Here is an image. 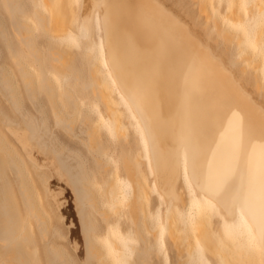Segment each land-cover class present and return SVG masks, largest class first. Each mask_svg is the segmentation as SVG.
<instances>
[{
    "label": "bare ground",
    "instance_id": "1",
    "mask_svg": "<svg viewBox=\"0 0 264 264\" xmlns=\"http://www.w3.org/2000/svg\"><path fill=\"white\" fill-rule=\"evenodd\" d=\"M32 1L35 7H46L49 16L40 8H33L32 14L18 0H0V42L8 61H0V264L151 261L149 245L157 243L164 231L163 222L157 221L156 228L148 226L150 190L139 166L141 158L135 157L133 166L127 164L133 182L127 188L105 168L111 164L106 161L110 154L101 146V133L110 122L119 135L125 130L124 109L115 107L110 96V76L125 109L138 120L155 188L168 204L164 227L177 264H264V108L231 71L239 57L227 56L226 65L225 48L220 57L215 56L209 42L160 0H89L86 8L80 0L79 12L76 0ZM229 2L226 16L231 23L225 26L218 15L208 14L209 8L207 16L216 30L237 40L239 47L242 44L240 49L246 45L243 33L250 34L257 46L254 52L248 49L251 56L256 51V57L262 58L260 64L245 54L250 55L245 48L240 58L256 63L252 82L263 90L264 0ZM207 3L210 0L201 1V10L206 11ZM17 13L31 17L36 28L56 34L33 33V23H24ZM95 15L103 44L96 54L90 41L92 48L84 53L88 78L94 82L90 92L72 65L70 48L79 47V37L90 38ZM77 18L79 27L74 23ZM211 32L201 25L208 40ZM2 53L0 49V59ZM41 94H46L48 108ZM90 98L103 104L105 115L84 110ZM22 124L25 134L17 128ZM52 127L68 133V139L58 130L59 138ZM71 139L78 149L68 144ZM16 142L27 151L25 155ZM29 143L50 155L60 174L68 176L77 202L84 242L79 252L84 248V258H74L67 249V235L55 219L61 221L64 215L54 213L50 177ZM95 166L109 174L101 188L91 172ZM182 187L189 188L191 199L185 201ZM121 208H127L130 227L118 214ZM230 216L235 217L233 225L227 223ZM179 224L192 232L184 235L187 230L181 225L184 230H179ZM187 237L194 238L193 244ZM181 238L189 244L184 247Z\"/></svg>",
    "mask_w": 264,
    "mask_h": 264
},
{
    "label": "rangeland",
    "instance_id": "2",
    "mask_svg": "<svg viewBox=\"0 0 264 264\" xmlns=\"http://www.w3.org/2000/svg\"><path fill=\"white\" fill-rule=\"evenodd\" d=\"M20 2V4L26 3V5L24 6V9L26 8V10H29L32 14L34 9L33 8H40V12L43 13L45 16L47 14L46 17L49 16V11L46 7L39 5L37 7L34 6V3L32 0H24V2L22 0H18ZM27 1V2H26ZM32 1V2H31ZM168 9H170L171 11H173L174 14H176L181 20H183L184 22H186L189 27L193 30V31H197V34L199 36H201V38L205 41L207 40L209 42V45L211 47L212 53L217 56L220 57L221 53H222V48H225V50L228 52L227 55L223 54L224 60L227 62L228 64L229 59L228 57L231 58H238L235 59L236 60V66L234 68L231 69V71L234 74V77L237 81H239V83H241V85L243 86V88L246 90L247 93H249L252 98L264 108V89L260 90L258 87L253 85V74L254 71L256 72V66H254V63L251 64L245 60H242L240 57H242V55H247V56H251V52L250 50L252 49V51L256 48V43L253 41L252 37L250 36L249 33H242L238 32L237 35L241 34L242 40L244 41V45L243 48H245L244 50H249L248 53H250V55H248L247 53L240 55V49L242 47H239L240 45H238L237 40L232 39L231 38H226V36L223 33H220L218 30H216V25L215 22L212 20V17L207 16L208 14H215L218 15L220 21L226 26L227 24L231 23L228 21L227 16H226V11L228 10L229 7V1L230 0H210V4L208 5V7H206V11L205 10H201V6L200 3L202 0H160ZM30 2V3H29ZM252 2V3H251ZM249 2V5L251 8L253 1ZM28 3V5H27ZM76 9L79 12V7L78 5L80 4V0H76ZM84 4H85V8L89 5V0H84ZM205 5V6H207ZM254 7V6H253ZM252 7V9H253ZM28 8V9H27ZM209 8V11H208ZM240 9V8H239ZM43 10V11H42ZM86 10V9H85ZM4 11V10H2ZM208 11V12H207ZM207 12V13H206ZM240 13H241V9H240ZM20 14V15H19ZM83 14V8L81 9V12L77 15V17H80V15ZM243 14V11L241 13V15ZM18 17L22 18L24 17V15H22L21 13H17ZM43 15V16H44ZM5 16V15H4ZM25 18V19H24ZM24 18H22L23 22L26 24H31L33 23V27L34 30L32 31L33 33H40L42 35H46V36H52L54 34H56V32H47L44 31V29H40V28H36L35 25V21H33V19L31 17L25 16ZM4 22L6 24H9V22L7 21V17H4ZM31 19V22L29 20ZM21 20V21H22ZM29 21L30 23L26 22ZM93 20V33L91 34L90 38L89 37H79V47H72L70 48V60L72 61V65L74 68H76L78 71H80L83 79L86 80V82L89 84V89L88 91H92L93 90V80L88 78V74H87V69H86V62H85V56L84 53H86L88 48H92V46H88V44L90 43V41H92L93 43V49H95V53L98 54L102 44H103V35L101 32V28L99 27V21L97 19V16L95 15V17L92 18ZM246 20L251 21V12L250 15L247 14V18ZM80 18L78 19H74V23L76 24L77 27L80 26ZM30 28H33L31 27ZM201 25H207V27L212 31L211 32V38L210 40H208L204 33H201ZM228 27V26H227ZM215 28V30H214ZM31 31L30 29L28 31H26L27 33ZM44 31V32H43ZM217 32V33H216ZM235 34V33H234ZM240 39L241 42V38L240 36H237ZM213 38V39H212ZM215 38V39H214ZM13 40L15 42L18 43V40L16 39V37H14L13 35ZM214 40V41H213ZM55 41V39H54ZM251 47V48H250ZM247 48V49H246ZM249 48V49H248ZM0 49L2 50V57L6 56V51L5 48L3 47V45L0 42ZM243 50V53H244ZM254 52V51H253ZM255 56L254 53H252L251 57H256L257 52L255 51ZM4 54V55H3ZM240 55V56H239ZM258 56V55H257ZM0 59L1 62H5L7 63V59L5 58ZM260 59H262L259 56ZM258 57H256L254 59V61H258L260 60ZM26 62H28L31 66H32V61L26 57V59H24ZM239 60V61H238ZM232 62V61H231ZM245 62V64H243ZM247 63V64H246ZM241 64V65H240ZM243 64V65H242ZM253 67H251L250 66ZM258 64H260V62L258 61ZM257 64V65H258ZM249 65V66H247ZM245 66V67H244ZM238 68V69H237ZM243 69V70H242ZM253 69V71H252ZM258 71H259V66H258ZM240 70L242 72H240ZM257 71V73H258ZM67 74L72 75L73 72L67 70L66 71ZM252 73V75H251ZM242 75L244 77H242ZM248 78V79H246ZM252 78V79H251ZM109 84L112 88V92L110 93V96L112 98V100L115 102V107H117L119 110L123 111V123L125 124V130L124 132L119 135L118 130L115 128L114 124L112 122H110V125L108 126L107 129H105L102 133H101V146L103 148L106 149L107 155L110 154V156L108 157V159L106 161H109L111 164L105 168H108V171H110L111 173H115L116 177H117V181L125 188L129 187V186H133V182L131 181V179L129 178V176L126 173V167L127 164H130L131 166H133L134 162L136 161L137 156H139L141 158L140 162H139V166L140 169L144 175V180L146 181L149 190H150V197L147 199V222L149 223L148 226H151L153 228L158 227V223H156L157 221L159 222H163L161 225V229L163 228V231L161 233V238L159 240H157V243H151L149 246L151 247L150 249V255H148V258L151 260L150 262H148V264H177L178 260L176 261V251L173 248V245L171 243V240L169 238V234H168V230L166 231L164 224H165V217H164V213L166 208L168 207L167 202L164 200V198H161L160 193L158 190H156L155 188V180L153 178V174L151 171V166L148 162L149 157L146 154V150H145V145H144V140H143V135L142 132L140 131L139 127H138V120H136V117L134 115L131 114V112L129 110L125 109V105L122 102V100L120 99V94L117 90L116 85H114V80L112 79V77H109ZM248 80V82H247ZM250 81V82H249ZM258 88V89H257ZM46 95V94H44ZM43 94H41V98L42 101L44 103V105L48 108V100L44 97ZM89 101L91 102V104H89L88 106L83 107L84 110L85 109H91L92 111L95 112L96 114H98V117H101L102 115H105V111H104V106L103 104L98 100V99H94L90 98ZM85 104V100H82V105ZM94 104V105H93ZM91 105V106H90ZM90 107V108H89ZM30 109L32 111V113L37 117V114L34 110V108L32 106H30ZM92 112V113H93ZM127 115V117H126ZM51 121H53V119H50ZM22 134L26 133V130H24V126L19 125L17 127ZM52 129L55 131L56 134H58V137L60 138V133H62L64 135V137L66 138L68 135V133H65V131L61 130V128H58L59 131H61L59 133V131L55 128L52 127ZM63 129V128H62ZM68 139V137L66 138ZM75 141L71 139V141H68V144H70L73 148L78 149L79 147L77 146L76 143H74ZM16 145L18 147V149L25 155L27 153V151L25 149L22 148V146L16 142ZM28 145V144H27ZM30 147H33L36 151L38 155V161L41 162L40 164L44 165V171L45 173H47L49 178V187H51L50 192H51V201H52V206L54 209V213H58L64 215V217H62L61 221H59L58 218L56 222H58L57 224L59 225V227L62 229V231L67 235V239L65 240V243L67 244V249L69 250V252L72 254V256L74 258H84L85 256V250L83 248L82 253L79 252L80 246H84V242H83V235H82V231H81V223L79 222V218L77 215V202L75 200V194L72 191L71 188V184L69 183L70 181L68 180V176H65V174H60V172L58 171L57 165L56 163L52 162L50 155H48L45 152H41L40 150H37L36 145L34 143H29ZM80 146V144H79ZM124 150H126V153L123 152ZM83 155L89 159L88 154H86L85 152H82ZM124 157L126 159H124ZM145 159V160H144ZM127 160V163H126ZM46 168V170H45ZM48 168V169H47ZM108 171L106 170H102L99 169L97 166H95L94 168H91V172L92 174L95 176L97 183L100 185L99 187L101 188L102 185L104 184V181L106 178H108ZM115 171V172H113ZM102 173V174H101ZM67 175V174H66ZM69 182H68V181ZM182 190L184 191L183 194L185 195V201L186 198L187 200L191 199V194L189 188H185L182 187ZM105 200V199H104ZM105 203V202H104ZM185 205H181V211L184 212V214H186L185 211ZM56 210V211H55ZM122 208L120 209L118 214H122L120 215L122 217V222L124 224V226L130 227V220L127 217V208H124L123 211H121ZM115 216H117V214H115ZM118 216V217H120ZM216 220V221H215ZM217 217H214V225L217 222ZM220 220L222 221V218H220ZM228 222L227 223H231L232 225L235 224V217L230 216L228 218ZM183 224V222H181ZM182 224H179V226L181 225L182 228H186L187 233H184V229L179 228V230L181 229L182 231H179L180 234L181 232L185 235V234H190V230L188 232V228L186 226H183ZM178 225V222H177ZM192 232V230H191ZM190 237V236H189ZM182 239V241H181ZM179 239L181 241V243L185 242V244L183 243L182 245L187 246L189 243L193 244V240L194 238L191 239L187 237V240L185 239V241L183 240V238ZM189 243H186L187 241ZM151 240H149L150 242ZM192 243H191V242ZM180 243V244H181ZM181 245V247L183 248V246ZM193 245H191L192 247ZM186 251V249L184 250ZM158 253V254H156ZM77 256V257H76ZM187 258V257H185ZM184 258V259H185ZM178 259V258H177ZM188 259V258H187ZM187 259L183 260L184 262L187 261ZM182 260V258L180 259ZM181 262V261H180ZM81 264V263H79ZM146 264V263H145Z\"/></svg>",
    "mask_w": 264,
    "mask_h": 264
}]
</instances>
